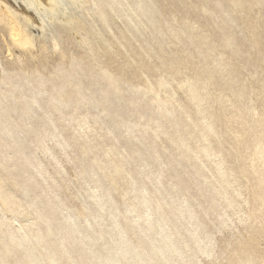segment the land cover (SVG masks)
Returning <instances> with one entry per match:
<instances>
[{
    "label": "rangeland",
    "instance_id": "rangeland-1",
    "mask_svg": "<svg viewBox=\"0 0 264 264\" xmlns=\"http://www.w3.org/2000/svg\"><path fill=\"white\" fill-rule=\"evenodd\" d=\"M0 1V264H264V0Z\"/></svg>",
    "mask_w": 264,
    "mask_h": 264
},
{
    "label": "bare ground",
    "instance_id": "bare-ground-1",
    "mask_svg": "<svg viewBox=\"0 0 264 264\" xmlns=\"http://www.w3.org/2000/svg\"><path fill=\"white\" fill-rule=\"evenodd\" d=\"M48 1V0H47ZM6 2H7V0H6ZM33 2H34V0H30L29 1V5H31V4H33ZM52 2V4H50ZM3 4L2 5V10L3 11H8V7H7V5H6V3L5 2H1L0 1V4ZM48 4H50L49 6H54V3H53V0H49L48 2H47ZM34 5V4H33ZM121 5V4H120ZM52 6H51V9H53L52 8ZM122 6V5H121ZM29 7V6H28ZM48 7V6H47ZM49 8V7H48ZM1 10V9H0ZM28 10V9H27ZM9 12V11H8ZM11 13V12H10ZM132 13V12H131ZM12 14V13H11ZM13 18L12 19H14V16H12ZM11 18V17H10ZM10 18H8V19H10ZM11 20V19H10ZM13 20H11L10 21V37L13 39V40H16V41H18V40H20V39H22V32H23V30L21 31L18 27H16V25H15V23H13L12 22ZM24 34V33H23ZM189 78V77H188ZM191 80V79H190ZM183 84V83H182ZM181 85V84H180ZM190 86V85H189ZM194 91V90H193ZM192 91H190V93H191ZM196 94V93H195ZM194 94V95H195ZM48 114V113H47ZM50 117V116H49ZM51 121V120H50ZM85 121V120H84ZM53 122V121H52ZM204 122V121H203ZM85 123V122H84ZM129 123V122H128ZM83 124V123H82ZM80 125V124H79ZM85 125V124H84ZM83 125V126H84ZM133 125V124H132ZM209 125V124H208ZM134 126V125H133ZM53 128V127H52ZM56 128V127H55ZM82 128V127H81ZM123 128V127H122ZM85 129V128H84ZM132 129V128H131ZM82 130V129H81ZM212 130V129H211ZM127 131V130H126ZM94 132V131H93ZM153 132V131H152ZM129 133V132H128ZM154 133V132H153ZM45 134V133H44ZM109 134V133H108ZM46 137H49V136H46ZM50 138V137H49ZM55 139H56V137H55ZM48 142V141H47ZM57 142V141H56ZM64 142V141H63ZM66 142V141H65ZM61 143V142H60ZM45 144V143H44ZM61 144H63V143H61ZM65 144V143H64ZM180 144H181V142H180ZM261 144V143H260ZM40 145V144H39ZM57 145V144H56ZM61 146V145H60ZM258 147V146H257ZM43 148V147H42ZM48 148V147H47ZM257 149V148H256ZM256 149H254V151H256ZM36 150V149H35ZM48 150V149H47ZM42 151V150H41ZM44 151V150H43ZM205 152V151H204ZM52 153V152H51ZM260 155H261V153H259ZM255 155V154H254ZM253 157V156H252ZM257 159V158H256ZM259 159V158H258ZM36 161V160H35ZM28 163V162H27ZM29 164V163H28ZM37 165V164H36ZM219 165V164H218ZM40 168V167H39ZM35 170V169H34ZM39 171H41V170H39ZM46 172V171H45ZM39 174V173H38ZM41 176V175H40ZM160 176V175H159ZM157 178H160V177H157ZM159 181V180H158ZM160 185V184H159ZM49 187V186H48ZM174 187V186H173ZM110 188V187H109ZM49 190V189H48ZM157 190V189H156ZM97 191V190H96ZM42 192V191H41ZM55 192V191H54ZM43 193V192H42ZM49 193V192H48ZM56 194V193H55ZM52 195H53V193H52ZM54 196V195H53ZM112 196V195H111ZM107 198H109L108 197V195H107ZM58 199V198H57ZM114 199V198H113ZM109 201V200H108ZM114 201V200H113ZM157 202V201H156ZM108 204H109V202H108ZM160 204H162V203H160ZM110 205V204H109ZM104 206V205H103ZM156 206V205H155ZM159 206V205H158ZM114 207V206H113ZM161 207V206H160ZM110 208H112L111 207V205H110ZM113 209V208H112ZM161 209V208H160ZM114 211V210H113ZM115 212V211H114ZM189 212V211H188ZM112 213V212H111ZM116 214H118V212L116 211L115 212ZM116 214H115V216H116ZM190 215V214H189ZM191 216V215H190ZM117 217V216H116ZM221 217V216H220ZM228 217V216H227ZM108 218V217H107ZM109 219V218H108ZM110 219H112V220H114V218H113V215L111 214V218ZM119 219V218H118ZM219 219V218H218ZM116 220V219H115ZM225 221V220H224ZM112 222V221H111ZM190 222H191V220H190ZM115 223V222H114ZM159 223H161V222H159ZM220 223H221V221H220ZM117 224H118V220H117ZM165 224V223H164ZM163 224V222H162V224L161 225H164ZM196 224V223H195ZM113 226H115L116 228H117V226H119V225H114V224H112ZM198 226V225H197ZM111 228V227H110ZM110 228H109V230H110ZM168 229V228H167ZM1 230V229H0ZM112 230V229H111ZM117 230H118V228H117ZM57 231V230H56ZM114 231V230H113ZM162 231L163 230H161V233H162ZM118 232H120V231H118ZM167 232H169V231H167ZM194 232V231H193ZM112 233V232H111ZM114 233H116V232H114ZM191 233V232H190ZM61 234V233H60ZM116 235V234H115ZM169 235V234H168ZM197 235V234H196ZM108 236V235H107ZM157 236H159V234L157 235ZM165 236V235H164ZM167 236V235H166ZM60 237V236H59ZM114 237V236H113ZM115 237H117V236H115ZM169 238V237H168ZM208 238H210V237H208ZM109 239V238H108ZM160 239V238H159ZM120 240V239H119ZM195 240V239H194ZM61 241V240H60ZM209 241H210V239H209ZM208 241V242H209ZM47 242V241H46ZM110 242V241H109ZM111 242H112V240H111ZM111 242H110V244H111ZM122 242H124V241H122ZM155 242V241H154ZM161 242V241H160ZM30 243V242H29ZM52 243V242H51ZM114 243V242H113ZM157 243H159V242H157ZM164 243V242H163ZM171 242H167V244H161V245H158L157 246V249H156V252L158 253V255H159V257H161V258H163V259H165L166 260V258H168V256H169V254L167 255V257H164V252H165V248H166V251L168 250V251H174V248H172V245L170 244ZM190 243V242H189ZM212 243V242H211ZM62 244V243H61ZM109 244V245H110ZM117 244H119V243H117ZM123 244H125V243H123ZM123 244H121V245H123ZM198 244V243H197ZM203 244V243H202ZM45 245H47V243L45 244ZM120 245V244H119ZM207 245V244H206ZM31 246V245H30ZM34 246V245H33ZM50 246V245H49ZM86 246V245H85ZM89 246V245H88ZM106 246V245H105ZM114 248H112L111 246L109 247V248H106V251H105V254L103 255V264H116V263H118V262H116V259L117 258H115V259H113V261L109 258V257H112V255H113V258H114V256H116V251H118V250H116V249H118V248H115V245H112ZM203 246H205L204 244H203ZM208 246V245H207ZM207 246H205L204 248H206ZM210 246V245H209ZM47 247V246H46ZM51 247V246H50ZM195 247V246H194ZM199 247V246H198ZM37 248V247H36ZM35 248V249H36ZM56 248V247H55ZM88 248V247H87ZM124 248V247H123ZM39 249V248H38ZM38 249L36 250V251H38ZM49 249V248H48ZM192 249H193V247H192ZM209 249V248H208ZM51 250V249H50ZM56 250V249H55ZM89 250V249H88ZM120 250H122V249H120ZM124 250H125V248H124ZM198 250V249H197ZM210 250V249H209ZM90 251H91V248H90ZM93 251V250H92ZM168 251H167V253H168ZM122 252V251H121ZM121 252H119V254L121 253ZM203 252V251H202ZM208 252V251H207ZM213 252V251H212ZM26 253V252H25ZM39 252H37V254H38ZM41 253V252H40ZM39 253V254H40ZM102 253H103V251H102ZM204 253V252H203ZM16 254V253H15ZM23 254V253H22ZM96 254V253H95ZM175 254V253H174ZM180 254V253H179ZM201 254V253H200ZM212 254V253H211ZM210 254V255H211ZM24 255V254H23ZM28 255V254H27ZM97 255V254H96ZM173 255V254H172ZM176 255V254H175ZM199 255V254H198ZM208 255H209V253H208ZM59 256V255H58ZM171 256V255H170ZM182 256V255H181ZM20 257V256H19ZM24 257V256H23ZM40 257H41V255H40ZM60 257V256H59ZM102 257V256H101ZM118 257V256H117ZM206 257V256H205ZM21 258V257H20ZM38 258H39V256H38ZM110 260H109V259ZM28 259V258H27ZM36 259L37 258H35V260H34V263H36L35 261H36ZM42 259V258H41ZM176 259V258H175ZM178 259V258H177ZM180 259V258H179ZM188 259H190V258H188ZM22 260V259H21ZM171 260V259H170ZM187 260V259H186ZM18 261V260H17ZM41 261V260H40ZM117 261H119V260H117ZM133 261V263L135 262V263H137V262H139L140 264L142 263V260H136V258L134 257V259H133V257H132V259H131V262ZM163 261V260H162ZM172 261V260H171ZM174 262H175V260H173ZM178 261V260H177ZM176 261V262H177ZM191 261V260H190ZM194 261V260H193ZM37 262H39V260L37 261ZM130 262V263H131ZM195 262V261H194ZM19 263V262H18ZM29 263V262H28ZM42 263H44V262H42ZM37 264V263H36ZM39 264V263H38ZM170 264H171V262H170Z\"/></svg>",
    "mask_w": 264,
    "mask_h": 264
}]
</instances>
